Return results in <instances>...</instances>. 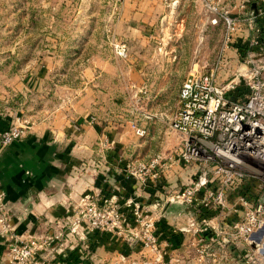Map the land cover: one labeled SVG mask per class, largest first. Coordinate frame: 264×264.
<instances>
[{"label": "rangeland", "instance_id": "rangeland-1", "mask_svg": "<svg viewBox=\"0 0 264 264\" xmlns=\"http://www.w3.org/2000/svg\"><path fill=\"white\" fill-rule=\"evenodd\" d=\"M175 1L171 10L170 6L158 12L167 15L161 23L151 28L134 24L137 30L131 32L118 23L112 0H0V96L14 97L19 113L57 108L75 116H94L97 124L122 122L123 152L128 160L135 154L130 150L135 142L171 143L179 148L181 135L169 122L179 106L174 92L179 91L182 80L217 63V79L224 83L239 71L262 65L264 49L249 51L248 41H240V50L230 46L232 40L227 41L229 47L224 46V23L211 28L210 13L199 0ZM112 33L126 44L124 57L114 53ZM150 33L155 37H149ZM135 34L140 38L132 42L134 49L128 50V38ZM263 42L259 44L264 46ZM160 80L177 82L178 87L170 83L162 87ZM162 113H167L165 121L159 118ZM135 127H143L145 133L140 135ZM140 217L148 218L142 213ZM120 234L131 246H124L123 255L113 252L117 259L112 264H179L167 262L160 246L158 254L128 238L131 229L126 226ZM92 242L87 238L72 243L78 244L89 264H99ZM215 247L197 244L184 264L264 261L261 249L256 250L243 238L216 249L213 259L207 252ZM201 250L206 252L203 256ZM8 256L7 249L0 250V264H10Z\"/></svg>", "mask_w": 264, "mask_h": 264}, {"label": "crops", "instance_id": "crops-1", "mask_svg": "<svg viewBox=\"0 0 264 264\" xmlns=\"http://www.w3.org/2000/svg\"><path fill=\"white\" fill-rule=\"evenodd\" d=\"M174 2L124 0L118 23L131 32L136 29L134 24L151 28L167 16L158 15L160 9L171 6V10ZM259 5V1L251 0L249 10L254 11ZM232 12L237 13L238 9L233 6ZM239 17V27L233 32L230 46L240 50V41L250 42V36H257L263 42L264 18L257 17L254 28H250L241 20V15ZM208 21L210 23V19ZM210 25L214 28L223 23ZM135 36L139 35L129 36L128 50H133L132 42L140 38ZM148 36L155 37L151 33ZM263 47L249 43L247 50L261 51ZM168 83L174 84L175 89L178 87L177 82L166 80H160L159 84L165 87ZM244 90V85L240 84L237 91ZM160 97L163 98L162 93ZM174 97L178 99V92H174ZM15 104L14 97L0 96V130L16 118L27 122L24 135L0 152V192L5 212V221L0 223V250L3 252L14 240L12 233L22 238L46 235L72 219L90 200L116 203L125 216L124 226L129 229L136 225L135 211L145 214L153 221L158 245L164 259L170 263L184 264L187 256L191 257L192 249L198 244L197 228L212 233L214 227L225 225L223 217L212 209H201L196 202L172 200L174 193L194 178L198 168L196 162L179 161V148L173 144L139 145L135 142L130 147L131 154H135L128 160L123 152L122 122L97 124L94 116H75L67 109L59 111L57 108L19 113ZM162 114L159 118L164 120L167 113ZM156 154H161V159L149 168L144 180L132 172H124L127 164H148ZM87 235L89 241L93 240L92 248L99 264H112L117 259L116 255L112 256L113 252L123 255L124 246H131L130 241L118 233L88 232ZM68 236L73 241L76 239L75 234ZM263 245L261 242L257 250ZM75 251L68 248L66 252L71 255Z\"/></svg>", "mask_w": 264, "mask_h": 264}, {"label": "built area", "instance_id": "built-area-1", "mask_svg": "<svg viewBox=\"0 0 264 264\" xmlns=\"http://www.w3.org/2000/svg\"><path fill=\"white\" fill-rule=\"evenodd\" d=\"M123 1L112 0L115 17H119ZM199 1L203 10L210 13V20L224 23V46L239 27V15L250 28H254L257 17L264 18V0H256L260 5L254 11L249 10L251 0ZM233 6L238 9L237 13L232 12ZM110 39L116 55H127L124 42L113 33ZM249 39L250 44L260 45L257 36ZM216 67L217 63L208 71L192 72L182 80L178 91L179 106L170 121V127L181 135L179 161L198 164L194 178L177 190L172 200L196 202L201 209L216 211L225 221L224 226L214 227L212 233L197 228L198 245L216 246L212 252H207L213 259L216 249L237 243L242 238L251 244L250 234L264 225V63L239 71L224 83L218 81ZM240 84L245 90L238 92ZM26 128L27 122L16 118L0 130V152L7 144L22 137ZM135 130L140 135L145 133L143 127H135ZM160 159L161 154H156L148 164H127V168L144 180L149 168ZM1 195L0 192V223H3L5 212ZM135 215L137 226L131 229L128 238L139 240L140 245L160 254L153 221L140 217L138 211ZM124 221L125 216L116 203L87 201L72 219L46 235L22 238L12 233L14 240L7 245L9 263L89 264L78 244L72 247L74 243L68 235L75 234V241H84L90 231L119 234ZM68 248L77 250L76 260L72 263L67 256ZM205 253L200 251L201 256ZM257 264H264V261Z\"/></svg>", "mask_w": 264, "mask_h": 264}, {"label": "water", "instance_id": "water-1", "mask_svg": "<svg viewBox=\"0 0 264 264\" xmlns=\"http://www.w3.org/2000/svg\"><path fill=\"white\" fill-rule=\"evenodd\" d=\"M263 232H264V225L261 229V231L258 234H255L254 231L251 233V237L253 239V242L251 243V245L253 247H257V243L260 242V240L262 239L263 236ZM261 252L264 254V247L261 248Z\"/></svg>", "mask_w": 264, "mask_h": 264}, {"label": "bare ground", "instance_id": "bare-ground-1", "mask_svg": "<svg viewBox=\"0 0 264 264\" xmlns=\"http://www.w3.org/2000/svg\"><path fill=\"white\" fill-rule=\"evenodd\" d=\"M220 22H221V21H220ZM220 22H217V21H215L214 19L210 20V23L213 24V25H218V24H220ZM262 227H263V225H261V226H259L258 228H256V229L254 230V233H255V234H256V233H259V232L261 231ZM250 237H251V234H250ZM250 239H251V242H253V239H252V238H250ZM261 242H264V232H263L262 239L260 240V243H261ZM260 243H257L256 250L258 249Z\"/></svg>", "mask_w": 264, "mask_h": 264}, {"label": "trees", "instance_id": "trees-1", "mask_svg": "<svg viewBox=\"0 0 264 264\" xmlns=\"http://www.w3.org/2000/svg\"><path fill=\"white\" fill-rule=\"evenodd\" d=\"M93 233H100V232H98V231H94ZM101 233H103V232H101ZM76 250V249H75ZM76 253H77V250L75 251V254H71V255H69V254H67V256L69 257V259H70V261H71V263H72V261L73 260H76L75 258H76ZM66 258V257H65ZM63 261H64V259H63Z\"/></svg>", "mask_w": 264, "mask_h": 264}]
</instances>
